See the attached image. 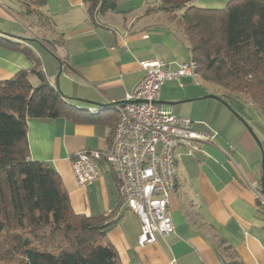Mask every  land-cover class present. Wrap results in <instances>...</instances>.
Segmentation results:
<instances>
[{
	"label": "crops",
	"instance_id": "1",
	"mask_svg": "<svg viewBox=\"0 0 264 264\" xmlns=\"http://www.w3.org/2000/svg\"><path fill=\"white\" fill-rule=\"evenodd\" d=\"M116 1V11L99 14L91 20L83 0H47L44 13L51 23L43 26L52 28L53 33L49 36L45 31L42 36L21 26L19 30L2 26L1 22L10 19L12 12L29 28H41L32 24L35 16L22 12L19 1L0 0V36L29 45L40 58L37 45L50 51L44 44L59 37L61 43L51 45L54 52H50L60 62L61 75L65 77V82L60 84L62 92L68 100L73 98L78 102L74 106L80 117L93 119L91 122L68 117L30 120L31 157L48 161L60 173L75 212L112 214L115 222L105 239L118 250L123 264H222L220 239L231 245L245 264H264V218L258 205L264 125L241 107L233 108L259 131L261 144L223 106L218 107L219 112L211 113L195 106L178 110L175 105L163 104L177 115L179 111L190 117L196 129H214L220 136L214 143L177 148L176 190L171 194L169 206L175 230L166 236L159 235L153 244H139L141 220L121 202L119 180L107 163L100 165L97 181L86 186L78 184L72 160L82 150L103 151L110 147L119 117L116 104L125 101L143 78L141 62L164 61L176 69L191 60L181 27L163 12H147L159 0ZM228 1L194 0L193 4L217 8ZM43 67L55 85L48 76L53 67L48 64ZM31 68L32 62L24 51L7 46L3 40L0 42V81ZM191 79L188 76L181 83L167 82L161 89L160 100L201 96ZM174 83L188 90L179 92Z\"/></svg>",
	"mask_w": 264,
	"mask_h": 264
},
{
	"label": "trees",
	"instance_id": "2",
	"mask_svg": "<svg viewBox=\"0 0 264 264\" xmlns=\"http://www.w3.org/2000/svg\"><path fill=\"white\" fill-rule=\"evenodd\" d=\"M18 1L25 15L51 23L44 13L47 0ZM193 1L159 0L147 12H163L181 27L196 72L221 89L215 93L222 100L253 117L264 116V0H229L217 8ZM83 2L91 20L118 8L116 0ZM2 40L24 51L32 68L0 81V264H123L105 239L115 222L112 214L75 212L60 173L48 161L31 157L30 120L93 119L76 113L29 45L0 36ZM57 43L61 40L44 45L54 52ZM258 205L264 218L261 199ZM220 246L222 264H245L224 239Z\"/></svg>",
	"mask_w": 264,
	"mask_h": 264
},
{
	"label": "built area",
	"instance_id": "3",
	"mask_svg": "<svg viewBox=\"0 0 264 264\" xmlns=\"http://www.w3.org/2000/svg\"><path fill=\"white\" fill-rule=\"evenodd\" d=\"M143 78L125 101L116 104L118 121L107 150L86 149L72 160L80 186L97 181L100 161L107 163L120 182L125 205L141 220L139 244L157 241L174 232L170 197L176 190V151L181 145L214 143L217 130H201L187 116L159 103L162 87L170 81L197 76L192 60L174 69L164 61H142ZM193 152L192 149H190ZM258 197L264 201L262 193Z\"/></svg>",
	"mask_w": 264,
	"mask_h": 264
},
{
	"label": "rangeland",
	"instance_id": "4",
	"mask_svg": "<svg viewBox=\"0 0 264 264\" xmlns=\"http://www.w3.org/2000/svg\"><path fill=\"white\" fill-rule=\"evenodd\" d=\"M15 1L18 2V0H15ZM11 13H9L11 15L9 17L10 19H6L5 18L4 19L5 21L1 22V23H3L2 26H5V27L13 26L16 30H19L18 26L19 27L21 26L26 31H28L27 29H30V31H31V32L29 31L30 33H33V31H34L35 34H40L42 36H43L45 31H46L47 35H49V36L53 33L52 28L46 27V29H45V27L43 26V25L46 24L47 20H42V19L40 20L38 17L35 16V19L32 22V24L34 23L35 25L36 24L37 25H41V28L38 29V28L34 27L33 28L34 30H33L32 28H29L19 16H17L15 13H12V14ZM57 39H59V37L55 38V40H57ZM37 47H38L39 53H40V55L42 57L41 59H42V62H43V66H46L48 64L49 66L53 67V72L49 73L48 76L51 77V79L55 83H58L59 86H60L61 82H63V83L65 82V77L63 75H61V64H60V62L55 58V56L47 48L41 47L39 45H37ZM31 78H32V81L34 83L38 82L36 77L32 76ZM191 78H192L191 79L192 86H194V88H197L202 93V95L197 97V98L195 97V98H179V99H177L176 101L188 100V101H184V102L176 104L175 107L178 110H180V108L186 107V106H190V107L191 106H195L198 109H203V111L212 113V111H218L219 112L220 111L219 108H221L220 106H223V108L225 107V108H227L226 110H228L229 112L233 113V111L230 108H228L219 99H216V98H205L206 95L214 93V90L218 94H221L222 91H221V89L219 87H217V86L213 85L212 83H210L209 81L205 80L200 75L193 76ZM173 87L177 88V90L179 92L188 90L187 88L179 87L177 83H174ZM60 89L62 90L63 88L60 86ZM69 101H70V104H73V105H76L75 103H78L73 98H69ZM250 106L252 108H254V110L256 111L255 105L251 104ZM217 108H218V110H217ZM176 113H178V115H182L181 112H179V111L176 112ZM257 119H259L261 121V123L264 125V116L257 115ZM207 130H210V129H207ZM254 131L258 135L260 140L262 141L263 139H262V136L259 133V131L257 129H255ZM260 150H261V163H262L263 155H264V146H263V149L260 146Z\"/></svg>",
	"mask_w": 264,
	"mask_h": 264
},
{
	"label": "water",
	"instance_id": "5",
	"mask_svg": "<svg viewBox=\"0 0 264 264\" xmlns=\"http://www.w3.org/2000/svg\"><path fill=\"white\" fill-rule=\"evenodd\" d=\"M57 86H59V84ZM205 98H216V99H219L220 101H222L228 108H230L233 111V114L235 116H237L243 122V124L246 126V128L252 134V136L256 139V141L259 144H261L258 136L256 135V133H255L253 127L250 125V123L242 115H240V113L238 111H236L228 102L222 100L217 94H213V93L206 95ZM80 100L84 101L86 103H89V104L100 105V103H97L94 101L82 100V99H80ZM184 101H188V100H182V101H162V100H159V103L166 104V105H176V104L184 102ZM261 179H262L261 193L264 195V156H263V160H262V177H261Z\"/></svg>",
	"mask_w": 264,
	"mask_h": 264
}]
</instances>
